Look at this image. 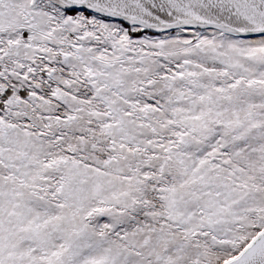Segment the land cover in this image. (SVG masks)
Masks as SVG:
<instances>
[{
	"label": "snow or ice",
	"instance_id": "snow-or-ice-1",
	"mask_svg": "<svg viewBox=\"0 0 264 264\" xmlns=\"http://www.w3.org/2000/svg\"><path fill=\"white\" fill-rule=\"evenodd\" d=\"M0 264H264V0H0Z\"/></svg>",
	"mask_w": 264,
	"mask_h": 264
}]
</instances>
